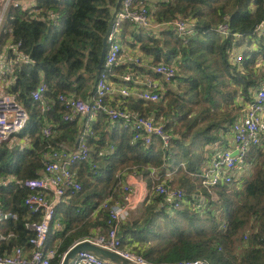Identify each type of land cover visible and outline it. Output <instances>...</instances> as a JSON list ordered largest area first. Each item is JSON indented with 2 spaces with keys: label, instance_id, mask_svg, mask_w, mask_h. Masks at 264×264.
Returning a JSON list of instances; mask_svg holds the SVG:
<instances>
[{
  "label": "trees",
  "instance_id": "1",
  "mask_svg": "<svg viewBox=\"0 0 264 264\" xmlns=\"http://www.w3.org/2000/svg\"><path fill=\"white\" fill-rule=\"evenodd\" d=\"M123 1L38 0L32 12L10 11L0 52L10 38L29 58L16 66L9 93L29 113L28 125L17 137L30 144L0 146V179H16L0 185V205L19 215L18 221L4 224V231L15 236L0 243V252L27 247L32 236L24 226L29 218L24 201L30 190L20 182L39 176L48 149L64 144L76 147L85 130V119L64 120L65 109L58 96L89 101L95 94L103 40ZM154 6L158 23L184 18L194 24V34L185 39L167 30L161 31L165 39L156 38L131 25H125L122 32L124 38L130 36L141 43L142 50L157 62H175L179 68L175 80L181 90L170 88L160 104L146 108L152 115L156 111L174 140L167 150L159 142L145 146L143 141L133 140L129 129L121 124L109 126L105 116H98L88 138L92 162L73 168L82 189L56 210L55 221L63 228L55 223L50 227L47 248L60 246L52 264H60L64 254L90 230L105 226V214L99 207L110 195L119 197L124 177L130 173L141 175L150 193L169 175L168 185L184 190L186 199L181 207L171 209L162 196L148 195L141 215L122 227L125 247L153 264L196 260L264 264L262 148H252L248 154L246 162L253 168L241 183L219 185L211 189L212 194L196 176L213 153L211 148L226 144L225 137L240 111L264 85V33L257 31L264 20V0H160ZM222 23L228 24L230 36L216 33ZM239 56L241 62L236 61ZM42 82L49 88L51 108L47 112L31 97ZM135 102L131 107L144 111L141 106L145 103ZM47 124L53 127V134L46 139L43 129ZM197 149L199 156L195 155ZM151 169L157 171L155 177ZM201 198L205 199L202 204Z\"/></svg>",
  "mask_w": 264,
  "mask_h": 264
},
{
  "label": "built area",
  "instance_id": "2",
  "mask_svg": "<svg viewBox=\"0 0 264 264\" xmlns=\"http://www.w3.org/2000/svg\"><path fill=\"white\" fill-rule=\"evenodd\" d=\"M146 1H153L151 7L153 10L142 0H124L120 11L112 20L104 66L100 71L95 94L91 99L84 101L75 98L73 95L61 94L58 96V101L65 109L64 120L73 122L85 119V130L79 137L74 149L66 146L48 149L44 153L46 161L43 169L39 172V176L26 182H20V185H24L30 190V194L24 201V206L29 213V218L25 221L24 226L32 236L27 247L17 246L10 251L0 252V264H52V261L58 257L59 244L51 249H48L46 245L50 227L55 223L58 228H63L59 221H55L56 210L66 198H70L82 189L78 173L73 168L78 163L92 162L93 150L88 144V138L92 134V125L97 121L100 114L105 116L109 126L115 127L117 124H121L124 128L129 129L133 140L135 142L143 141L145 146L159 142L162 148L167 150L174 140V136L166 130L163 120L157 119L155 114L146 116L140 111L129 109L126 106L113 107L109 102V99L116 92L127 99L132 96L129 86L123 85L118 90L116 82L113 81L115 71L122 63L145 68V58H150L147 64L149 67L145 70L162 77L164 82H173L179 74V68L175 62L168 63L164 60L155 62L151 56L143 53L141 43L133 39L131 40L134 43H131L144 55L142 54L138 58L124 59L122 32L125 25H131L137 32H150L154 36L163 30L175 32L184 38L194 34V24L184 18H177L172 22H156L154 4L160 0L158 2L156 0ZM12 8L33 11L24 4V0H0V40L2 35L7 32L6 25ZM215 31L222 37L231 35L226 23L219 24ZM257 31L264 33V20ZM177 58L180 59V56ZM28 61V56L19 51V45H13L12 39L9 38L0 52V146L16 138L26 129L29 122V113L25 106L9 93L15 81L16 66ZM236 61L241 62L242 58L239 56ZM123 79L127 84H133L131 76H125ZM144 82L146 89L136 96L137 99L143 101L144 105L147 106L160 104L165 94L163 83L152 80L149 75L146 76ZM48 90V85L42 82L31 93L32 100L40 103L43 112H47L51 108L47 99ZM52 134L53 127L47 124L43 129V137L47 139ZM227 135L231 140L221 149L212 147L213 153L209 154L206 163L202 165V172L196 175L202 180V185L211 193V189L219 185L241 183L244 176L246 177L251 173L253 166L248 164L246 159L252 148H262L264 152V85L256 91L253 102H248L247 106L240 111ZM25 141L26 143L21 144V146H29L30 141ZM100 155L104 154L100 153ZM92 166L97 168L95 164ZM151 172L152 176L155 177L157 171L151 169ZM127 175H129L127 180L125 183L123 180L121 184L119 197L116 198L112 194L99 207V211L105 214V226L94 228L79 242H90L115 252L135 264H153L142 255L135 253L132 248L125 247L120 235L122 227L137 215L138 204L141 202L140 198L136 196L138 174L130 173ZM169 177L168 175L166 179L156 183L153 192L159 197L162 196L169 208L177 209L184 203L186 194L180 188H171L168 185ZM156 179L159 180L157 177ZM14 181H16L14 177L0 179V185ZM201 201L202 204L205 199L201 198ZM18 220L19 215L17 213L7 212L0 205V243L8 242L15 236L13 232L4 231V224L8 221ZM73 264L113 263L91 253L81 252ZM178 264L210 263L205 260H196Z\"/></svg>",
  "mask_w": 264,
  "mask_h": 264
},
{
  "label": "crops",
  "instance_id": "3",
  "mask_svg": "<svg viewBox=\"0 0 264 264\" xmlns=\"http://www.w3.org/2000/svg\"><path fill=\"white\" fill-rule=\"evenodd\" d=\"M149 8H151L152 6H153V1L152 2H147L146 0H142ZM157 2H158V0H156ZM37 2H38V0H24V4L26 5V6H28V7H30L31 9H35V7H36V5H37ZM152 10H153V8H151ZM124 28V27H123ZM145 34H149V35H151V36H154L153 34H151L150 32H144ZM175 33V32H174ZM177 34V33H176ZM180 36V35H179ZM154 37H156V38H160V39H165V37H162V32H158V34L156 35V36H154ZM132 38L130 37V36H127V37H123L122 36V45H123V49H124V55H125V57H124V59H126V58H129V57H132V58H138L140 55H142L143 53L145 54V55H147V56H151V58H153L154 59V61L155 62H157L156 61V59H155V56H153V55H148V54H146L143 50V53L141 54L140 52H139V50L137 49V47L136 46H134V42L131 40ZM182 39H183V37H182ZM129 40V41H128ZM131 42H133V43H131ZM142 48V47H141ZM163 49V48H162ZM164 50V49H163ZM165 51V50H164ZM143 54V55H144ZM146 57V56H145ZM149 59L150 58H145V62H144V66H145V68L143 67V66H135L134 64H125V63H122V65L120 66V67H118L117 69H116V71H115V77L113 78V81L114 82H116V87H117V89L119 90V89H121L122 87H123V85L124 86H129L130 88H131V90H130V93H131V97L130 98H124V97H121L120 96V94L118 93V92H116L113 96H112V98H110L109 99V102H110V105L111 106H113V107H117V106H126L127 108H129V109H135L134 107H131V103H137V102H135L136 100H138L137 99V95H139L141 92H142V90H144V89H146L145 88V82H144V80H145V78H146V76H150V78L152 79V80H156V81H158V82H160V83H163V90L165 91V93L171 88L172 90H174V91H178V89H177V86L178 85H176V80L174 81V82H164V79L162 78V77H160V76H156V75H154V74H151V72H147L146 70H147V67H149L147 64L149 63ZM146 69V70H145ZM125 76H131L132 77V83L133 84H127V82H125L124 81V77ZM163 91V92H164ZM148 106H151V105H148ZM143 109H144V111H142V110H139L140 112H142V113H144V114H150L149 116H152V114L151 113H149L148 112V109H146L147 108V105H143V106H141ZM152 112H153V114H155V110L153 111L152 110ZM230 135V134H229ZM229 135H227L226 137H225V139H226V143H228L230 140H231V138L229 137ZM18 143H20V144H18ZM25 144L26 143V141L25 140H22L21 138H17V141H16V145H21V144ZM62 146H66V147H68V148H70V149H74L75 148V146H69L68 144H64V145H62ZM219 149H221V148H219ZM127 176H129V175H126L125 177H124V183H125V181L127 180ZM137 183H138V186H137V189H138V192H140L141 194V196L142 197H146V195H145V192L144 191H146V189H147V191H148V187H147V184H146V182L142 179V177H141V175H138V179H137ZM137 191H136V194L138 193ZM147 196H148V194H147ZM94 229V228H93ZM92 229V230H93ZM92 230H90V232L92 231ZM81 240V239H80ZM80 240H78L77 242H79ZM76 242V243H77ZM75 243V244H76Z\"/></svg>",
  "mask_w": 264,
  "mask_h": 264
},
{
  "label": "water",
  "instance_id": "4",
  "mask_svg": "<svg viewBox=\"0 0 264 264\" xmlns=\"http://www.w3.org/2000/svg\"><path fill=\"white\" fill-rule=\"evenodd\" d=\"M111 26H112V22H110L108 32H107V34L103 40V48H102L100 62L98 65V71H101L103 69V66H104L105 57H106L107 48H108V37L110 34ZM183 39H185V38L183 37ZM81 252L91 253V254H93V255H95V256L103 259V260L109 261L113 264H135V263L125 259L124 257H122L121 255H119L115 252L109 251L107 249H104V248L97 246L95 244H92L90 242H79V243L73 245L65 253L61 264H73L77 255Z\"/></svg>",
  "mask_w": 264,
  "mask_h": 264
},
{
  "label": "rangeland",
  "instance_id": "5",
  "mask_svg": "<svg viewBox=\"0 0 264 264\" xmlns=\"http://www.w3.org/2000/svg\"><path fill=\"white\" fill-rule=\"evenodd\" d=\"M175 82H176V85H178V86H177V89H180V90H181V88H180V86H179V82H178L177 80H176ZM181 86H183V84H182ZM17 138H18V137L12 139V140L9 141L8 143H10L11 145H15V144H16V141H17ZM18 144H20V143H18ZM11 145H10V146H11ZM196 151H197V152H196L195 155H196V156H199V155L201 154L200 149H197ZM205 155H206V154H205ZM249 176H250V175H249ZM244 177H245V176H244ZM247 178H249L248 175L245 177V179H247ZM136 191L138 192V189H137V188H136ZM144 192H145V195H146V197H147V194L151 196V193H152L153 191H151V193H150V192L147 191V189H146V191H144ZM153 193H154V192H153ZM140 194H141L140 192H138V193L136 194V196H137L138 198H140L141 202H139V204H138L137 215L134 216L133 219H134L135 217H137L138 214L141 215V213H142V206H143L142 203H143L144 200L146 199V198L142 197ZM154 194H155V193H154ZM133 219H132V221H133ZM146 247H147V246H145V248H146Z\"/></svg>",
  "mask_w": 264,
  "mask_h": 264
}]
</instances>
